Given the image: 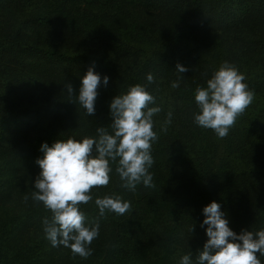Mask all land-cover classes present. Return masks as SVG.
<instances>
[{"label":"trees","instance_id":"obj_1","mask_svg":"<svg viewBox=\"0 0 264 264\" xmlns=\"http://www.w3.org/2000/svg\"><path fill=\"white\" fill-rule=\"evenodd\" d=\"M225 61L255 95L221 139L194 123L195 92ZM89 67L109 82L88 116L77 96ZM137 84L161 108L155 187L124 189L118 159L110 162L109 185L80 205L86 226L99 223L92 255L53 247L43 230L52 213L32 199L41 145L97 138L99 127L112 134L110 103ZM105 196L132 210L100 217L94 201ZM213 201L237 235L264 230V0H0V264H180L188 254L195 264L208 240L203 208Z\"/></svg>","mask_w":264,"mask_h":264},{"label":"clouds","instance_id":"obj_2","mask_svg":"<svg viewBox=\"0 0 264 264\" xmlns=\"http://www.w3.org/2000/svg\"><path fill=\"white\" fill-rule=\"evenodd\" d=\"M176 67L179 73L188 71L180 64ZM146 78L149 84L155 82L152 73ZM245 79L235 65L225 61L207 80L206 87H197L195 101L199 113L194 115V123L213 130L218 138H226L237 118L254 100L255 94L244 83ZM108 82L109 78L104 76L101 80L93 67H89L81 78L77 99L88 116L95 114L101 83L107 86ZM172 87H179V79ZM64 90L72 102L76 94L70 81L65 82ZM154 102V96L145 86H131L127 94L115 96L110 103L112 134L99 127L97 138L85 137L82 141L69 138L58 140L51 147L47 143L41 145L44 156L36 161L41 171L33 185L36 191L32 193V199L42 202L52 213L50 220H43V230L53 247L64 246L83 259L92 255L91 245L99 236V223L86 226V216L80 205L93 201L94 188L109 185L110 162L118 159L116 172L124 189L134 192L141 183L148 188L155 187L149 171L154 164L152 144L158 139L153 130V116L161 108L151 107ZM172 115L169 111L161 131L167 132ZM94 202L100 217L106 212L122 216L132 210L131 202L119 196H105ZM203 214L205 219L201 227L207 225L208 240L199 251L195 264H261L257 253L264 255V230L255 233L242 230L237 235L229 227L221 205L215 201L203 208ZM180 264H193L191 255H184Z\"/></svg>","mask_w":264,"mask_h":264}]
</instances>
